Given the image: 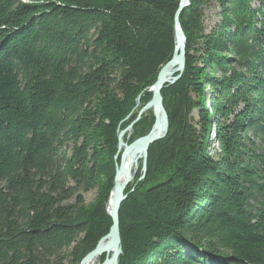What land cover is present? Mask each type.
Wrapping results in <instances>:
<instances>
[{
  "label": "trees",
  "instance_id": "16d2710c",
  "mask_svg": "<svg viewBox=\"0 0 264 264\" xmlns=\"http://www.w3.org/2000/svg\"><path fill=\"white\" fill-rule=\"evenodd\" d=\"M179 5L0 0V264H79L108 234L118 133L173 57ZM180 22L186 67L121 204L119 264H264V0H190Z\"/></svg>",
  "mask_w": 264,
  "mask_h": 264
},
{
  "label": "water",
  "instance_id": "95a60500",
  "mask_svg": "<svg viewBox=\"0 0 264 264\" xmlns=\"http://www.w3.org/2000/svg\"><path fill=\"white\" fill-rule=\"evenodd\" d=\"M189 4L190 0H180V5L174 18L175 51L173 57L160 70L157 80L152 86L153 98L149 104V106L153 108L155 116V122L152 129L148 134L139 137L130 144L124 142L122 138L123 132L118 133V150L115 159L117 160L120 157V161L117 164L115 183L108 204V214L112 219L110 231L100 239L96 247L90 251L79 264H85L87 260L102 255L109 249H113V255L110 261L105 259L101 264L119 263V256L123 252L119 213L122 202L126 200L128 196L126 189L137 173L139 158H142L143 172L139 180L145 177L147 173V160L150 146L157 141L164 139L169 130V116L164 106L162 90L166 84H175L182 77L186 67L187 38L180 22V15ZM178 64L179 67L176 69L177 75L169 77L167 74L168 69L173 65ZM127 158L129 164H127ZM132 166H135L134 175H131ZM119 174H125V179L121 186L117 180ZM106 239H108V241L103 245V242Z\"/></svg>",
  "mask_w": 264,
  "mask_h": 264
},
{
  "label": "rangeland",
  "instance_id": "374dc122",
  "mask_svg": "<svg viewBox=\"0 0 264 264\" xmlns=\"http://www.w3.org/2000/svg\"><path fill=\"white\" fill-rule=\"evenodd\" d=\"M220 10L221 9H220L219 5L216 4V3L205 8L204 23H205L206 27L208 28V30H210L214 25H217V24L220 23V21H221ZM175 75H177V74H175ZM166 85H170L171 86V85H174V84H166ZM147 92L152 94L151 98L145 104L140 106L141 105V96L139 97V99L137 101V104H138L137 107H136L137 109L135 108L136 112L133 113V114L131 112L126 117L125 123H127V125L124 128H121L120 131H119V133L124 132L123 140H124L125 143L130 144V143L133 142L132 141V137H133V135L135 133V130L138 129V125H140V127H141V121L143 120V118H146L151 113L153 114V111H152L153 108H149V110H146L147 106H148V103L151 102L152 98H153V90H152V88H150ZM138 107H140V108H138ZM134 114H136V116L134 118H132ZM154 122H155V120H154ZM209 142L211 144L212 143L213 144L216 143L214 132H211V134L209 136ZM212 150L213 149L210 147V152L211 153H212ZM148 158H149V152H148ZM119 161H120V157H119ZM141 165H142V158H140L138 160L137 173L135 175L134 180L132 182H130L129 186H133L135 183H138L140 181L139 178L142 176V174L140 173V172H142L140 170L141 169ZM84 196H85V199H86V203H90V202H92L94 200V198L96 196V191L87 192V193L84 194ZM103 257H104L103 261H105L106 258H105V256H103ZM66 264H71V263L70 262H66Z\"/></svg>",
  "mask_w": 264,
  "mask_h": 264
},
{
  "label": "bare ground",
  "instance_id": "6f19581e",
  "mask_svg": "<svg viewBox=\"0 0 264 264\" xmlns=\"http://www.w3.org/2000/svg\"><path fill=\"white\" fill-rule=\"evenodd\" d=\"M179 67V64L178 65H173L172 67H170L167 71V74L169 77H172L176 74V69ZM150 102L148 103V106H147V109L146 110H149V108H152L149 106ZM153 111V114H154V110L152 109ZM155 117V116H154ZM124 134V132H123ZM123 134H122V138H123ZM138 139V138H137ZM136 139V140H137ZM135 141V140H134ZM140 154V153H139ZM140 159V158H139ZM138 159V160H139ZM147 163H148V160H147ZM127 164H129V160L127 158ZM134 169H135V166H132L131 168V175L133 174L134 175ZM135 177L132 178L131 182L134 180ZM125 179V174H119L118 177H117V180H118V183L119 185L121 186L123 181ZM129 186V185H128ZM128 188V187H127ZM127 190V189H126ZM111 197V196H110ZM110 200V199H109ZM108 239L104 240L103 242V245H105L107 243ZM113 255V249H109L107 250L105 253H103L102 255H98L92 259H89L85 262V264H101L103 263V259L102 257L105 256L106 259H108L110 261L111 257ZM121 256V255H120ZM120 256H119V263H120ZM118 263V264H119Z\"/></svg>",
  "mask_w": 264,
  "mask_h": 264
}]
</instances>
